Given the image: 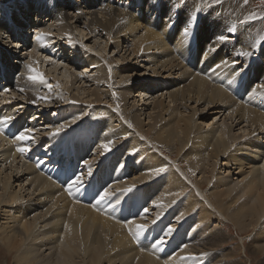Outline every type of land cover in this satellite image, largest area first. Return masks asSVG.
Masks as SVG:
<instances>
[{"label":"rangeland","instance_id":"374dc122","mask_svg":"<svg viewBox=\"0 0 264 264\" xmlns=\"http://www.w3.org/2000/svg\"><path fill=\"white\" fill-rule=\"evenodd\" d=\"M7 1L0 0V50H5L8 54H10L11 61L14 62V64H16L18 58L20 60L22 59L24 64L31 63L33 67L37 68L40 72L45 74L47 83L52 85L51 92H49L46 84L44 85V87L41 85L42 88L40 87L39 89H37V91H35L36 95L39 94L42 96H50V102L45 103L43 101H40L36 104L27 102L26 98L21 95V92H18L16 89L14 90V88H9L8 86H5L4 88L2 86L3 89H10V91L7 92L0 89V103L4 102V105L0 104V119L4 117H9L10 115L11 117L15 118L10 123H20V127L15 128V130L17 131L14 135L7 136L8 138L3 135L2 140L6 141L7 143H13L17 141L15 137L19 134V132L28 129L32 130L30 135L33 138L27 141L23 146L30 149L27 154H23V161L20 155L17 156L15 159H10L11 162L13 160L16 161L13 162L12 165H9L10 161L7 162L8 159L5 160V157L0 154V174L3 176L2 178L4 181L6 179L5 176H10L11 179L9 187H12L16 191L20 190L21 202L22 200H24L23 202H31L37 210H41V207L43 205L46 206L48 204L49 206V199L47 197L43 198L46 195H44L43 193L38 194L33 190V187L31 188V183L28 179L29 177L25 175V169L28 162L33 163L35 165L41 164L42 166H45L48 171L50 170V172L55 170V177L58 178L60 166L63 170L70 171V177H67L66 181L61 179L64 185H67V183L70 182V178L74 179L75 175L83 174L84 185L87 186L89 184V177L93 179L94 177H96L97 174L99 175L104 172V170H108V168L113 167L116 171L118 178L113 176L110 178H104V180L107 179L108 182L103 183V180L99 182V185H101V183L103 184L100 187L94 189V191H97V193H99L102 192L104 189L109 188L108 190L114 193L113 197H115L117 194V192H114V190L116 189L115 186L119 185L120 183L121 185L134 184L136 182L135 180H138L141 176V174L139 173H144L142 170L140 171V165L142 168L143 161L149 163L150 161H152V159L149 160L148 157L155 159V156L157 155L155 149L157 148L158 142L156 143L155 140H153L155 142H148V140L145 139L144 132H149L150 134L151 132L156 131V127L154 125L160 109L155 108L154 105L156 102L159 101L164 102V106H168V104L170 105V103L171 107L180 105L182 107V110L180 109L181 113H188L190 115L193 114V124H195V126H198L195 127V136L199 134H211V132L213 133L216 130L219 131L222 128L226 129L228 134L227 137L230 140L232 139L231 148L230 150H228L227 153H229V151L231 152L233 149L235 151L234 153H236L238 156H243L245 152L249 154H258L260 156L262 155L261 152H264V128L261 129L258 124L249 123L250 121L248 122L239 120L238 117L240 116H238L237 114L238 112H240V109L237 112L235 111L236 113L234 115L233 109L231 108L230 110H228V107L226 108L225 105L223 106V103H215L213 107L209 106L208 104H205L201 100L197 103L194 100V93L191 90L185 92V95L187 93L188 94L187 96H182L180 103H176V100H174V95L177 92H182L183 88H188V86L192 83L191 81L194 80L193 78L196 77L205 79L208 82L212 80L211 85H215L214 87H218L219 89L230 88L233 85V81L227 83L226 80H222V72L219 71L218 73H216L218 70H214V68L209 70L207 73L204 72L203 70H201V68L203 67V61L200 62L197 67V70H193L192 67L189 66L186 61H182V59H180V56L176 53V51H172L174 52V56L170 58L169 63L166 64L167 66H164V63L161 64L160 62L158 63L154 60V57H156L161 52V50H148L145 52H138V48H136V51L135 46L133 44L131 46V42L128 38L116 40L115 42L108 41L107 36L104 34V32L100 31V29L97 28L98 26L100 27V24H102V22L104 24L107 23L108 18L106 17V15L101 13L103 12V10L100 7L97 8L94 6L93 0H71L76 5V7L80 9L78 13L82 16V18L84 17L82 24L74 23V20L72 21L69 19L66 20L63 18H58L54 12L55 9L53 2L50 0H14L15 3L13 5L9 4ZM131 1H128L127 3L125 1L124 2L129 5L133 12H138L143 9L147 10L152 5L158 3L161 5L160 8L162 9V11H160L161 9H158V7H152L151 12L154 13L153 15L156 17L162 16L166 19L174 17V22H178L182 19L186 23L189 16H193L186 12L182 7L180 8L181 10L179 13H175L179 5L178 1L180 0H143L142 7L138 3H135V0ZM208 1L209 5L207 3H205L204 6L201 5L202 8L200 7L197 11L198 13L193 16L197 18L196 24L193 29H189V35H187L188 40H186L185 42L188 44L191 43L192 46H195L196 38L194 37L196 36V34H198L199 36L201 35V38L203 36V39L206 40L205 42L209 44V46L212 48V51H210L209 53L210 56L214 55L213 53H215V51L213 50L223 48L225 53V59L227 60V64H223V68L227 69L230 64V67H232V63L233 61H235V68H239V75L237 76L238 78H244V76H247L246 73L248 71H252V68H254L253 74L256 81L255 90H257L255 91V95H264V87H261V85H264V48L260 47L261 44H264V40H261V37H264V0ZM110 2L113 4L116 2L118 5L124 4L123 0H110ZM87 4L90 6V8L88 7V9L86 7ZM237 4L239 5L237 6ZM212 5H218L220 7L223 5L222 8L226 12H229V14L231 13L234 15H244L236 21V26H233L231 21L229 19L227 20L223 16L224 25L226 29H228V25H231L235 28L228 30L227 34H223L228 37V39L225 41H221L219 39V36H221L222 34L219 33V30L213 26V23L203 26V23L201 22V19L206 15V13H208V11H210L208 10V8H210ZM15 6H17V9ZM13 7H15V9ZM9 8H12V12L14 11V13L9 12L11 11ZM18 8H20L19 12ZM204 8L206 9L204 10ZM119 9L123 10V7H119ZM242 25H250L251 36L255 38L256 36L260 37V43L258 45L259 47L257 46L258 48H253L250 51L252 53V55L250 56L238 55V53L246 52L238 51V45L236 44V41H238L239 34L235 31L241 32L243 29L241 27ZM47 26L49 27V29ZM37 32L49 34L46 35L43 43L36 41L35 34ZM143 32L144 31L140 30L138 32V35L143 34ZM116 42L118 43L115 48ZM111 46H113L114 48ZM171 48L174 47L171 46ZM88 49H91V51H88ZM14 57L18 58H16V60H13ZM175 59H177L178 62ZM90 60L94 61L93 64L89 62ZM106 60L109 61V64L106 63ZM184 66L185 68H183ZM225 69H223L222 71H224ZM187 71L189 72V74L187 73ZM19 74L17 76H19ZM207 75L209 76L207 77ZM218 79L222 81L219 85L214 83V81L216 82ZM16 81L17 77H15L13 82L16 84ZM180 81H182L181 89H179V86H176ZM224 83L226 84L223 87ZM2 84H5V82ZM2 84H0V86ZM156 85L159 88H157ZM126 90L128 95H125V92H123ZM90 91H96L97 94H103L106 97L108 95V97H105L106 99L103 97L101 100H99L96 99L94 95L90 96ZM140 93L143 94V96H140ZM192 93L193 95H190ZM170 95L172 96L171 99L175 103V105H173L174 103L170 101V98H168ZM190 96L193 98L192 100H189L191 98ZM230 96L232 106L237 107L240 104V108H242V110H246L249 108L248 110H252L262 117L264 116V106L261 109L258 106L252 105V103H249V100L247 99L248 96L246 97V100L244 102L243 100L239 99L237 101V97L235 96L234 92H230ZM188 97L189 99H187ZM184 98L187 100V102ZM73 101L75 103H72ZM184 106H187L188 108L184 109ZM192 108L195 110H193ZM228 113L232 114L229 115ZM94 114L97 116H95ZM166 114L167 115L162 117V122L164 120L167 121V119L169 118V114ZM133 117L137 118L138 121L136 120L135 122H138L137 125L143 128V131L131 121L130 118L134 119ZM73 118L75 119V122L77 124L72 122L74 120ZM60 124L68 125L63 132L57 135L58 138H60L61 136H67L74 132L73 136L75 138V143L76 140H87L86 144H88L89 146L87 148L88 155L84 158L83 161L80 162V164L76 161L75 156H72L73 153H59L63 150L65 146L64 141L62 143L60 141V143L57 141V143H59L58 145L52 140L54 138H57V136L48 135V133L51 132L54 127H58V125ZM9 128L14 127L11 126ZM119 130H121V134L123 132L122 130H124L123 133L125 134V137L121 135H115V133L119 132ZM149 130H151V132ZM100 135H103V137L113 136L112 140L116 143V146L118 148H116L117 150H112L111 148V151H115L113 152V155L111 157H115L117 156V154H119L116 159H113L116 161L119 160L121 162L120 164H116L115 161L113 162L112 158L108 159L107 156H105L111 151L105 154L102 148H100L102 142L101 140L97 142V138ZM250 139H252L255 144L261 149L258 150L257 147H254L252 145L253 142L251 143ZM131 141L135 145L134 149L138 150L136 155H138V153L140 154V156H137L139 160L141 159V161L139 162H136L134 160L136 155L130 156L126 154L124 157V155L122 156L120 154L121 150L124 149V146H126V144L129 145ZM244 143H249V147L251 148L246 147L247 149L244 148L245 150H242V147H244ZM193 144L194 143H192V145ZM51 147L56 149L54 150ZM212 147L213 150L210 148L208 149V151L210 150L209 152L206 151V158L202 157L204 154L200 156V152L205 153V151H203V148H200L201 150L196 149V152H194V149L189 150L190 148L188 147L189 149H183L178 159H165L166 161L162 160L163 163H161V167L167 169L166 173L164 174H171L170 177H173L176 181H179L180 184L183 183L182 185L185 190L183 189L177 194V192L174 193L171 189L165 188L164 181L166 182V185L167 182H169V180L167 179L163 181L164 184L161 183V190L160 185H154L153 183V187H150L152 184H149L148 187H142L154 188L157 186L155 189H153V191L150 190V196L157 193V190L162 192L164 191L165 193H167L168 190H171L170 192L172 196H175L176 198L179 197V201L183 200L182 203H184V205H187L189 211L192 208L191 210L195 212H189V217H182L179 222H177L178 220L173 221V219L171 220L173 222H171L170 224L166 222V229L168 227L176 229V232H174L171 236L173 239L165 238L167 241V245L170 242L177 243L174 247L178 248L179 243L181 246V250L184 249L185 252H190H187V256L197 257L196 259H192L196 264L198 263L197 260L200 258V253L203 256H201L202 259L198 260V264H212V261L214 264H223L225 263V261L228 263L237 264L239 260L242 261L241 264H258L259 259L255 256V254L252 253V250L258 251L259 248L257 247L259 245V247L264 248V242L261 241L262 236H260V231L264 226V220H262L264 219V217L261 216L262 219L260 218V222H258L257 226H255L254 228L253 226H250L253 229L248 228L247 231L250 229L248 232H240L239 228L235 225L234 221L237 217L239 218L241 217V215H244V209H248L251 206L255 207L256 205V196H253V198L255 199L252 198V202L250 201L249 204L244 205L249 191L238 190V188H240L239 186L242 185L248 177H252V174L256 172L257 167L258 169H260V165L256 166L255 164H251L253 166L252 168L251 165L244 166L243 164L241 165V167L237 165V163L235 165L234 161H229L226 157L227 155H222L216 159H211L210 161H208V153H210L211 151L215 152L218 148V144L215 143ZM131 150L128 151L130 152ZM101 151L103 152L101 153ZM128 151L126 153H128ZM196 153H199L200 155ZM2 156L4 159L2 158ZM127 157H129V159H127ZM199 157L200 159L203 158V161L199 160ZM194 159L198 163H195L196 161ZM85 160L89 161V165L92 167V170L97 169V171H95L96 174L93 173L92 176L87 175V168L84 165ZM178 161L181 162L180 165L182 167H177ZM200 161L203 163V165ZM105 164H108L109 167L106 166V168H104ZM120 165H123V167H120ZM210 165L215 166L213 168L212 166L209 167ZM255 166L256 169H254ZM118 168L122 169L123 171H119ZM195 169L197 170L194 171ZM121 172L123 176L119 175ZM174 176L178 177L176 178ZM155 177V180L157 181V179H161L163 175L158 177L155 174ZM220 181L227 182H225L224 187L222 189L227 188L228 190H230L232 192V198L236 195L238 201L231 200L232 198L229 199L224 196L219 197L220 201L213 199L214 197H209L213 194V191H216V188H214V186H216L217 182ZM54 182L60 185L61 187L63 186L62 183L57 179H54ZM199 182L204 183V187L201 190H197V193L195 192L196 190L194 191V189L198 188L194 187L197 186L196 183ZM91 186L92 184L89 185L87 192L91 190ZM174 186L177 187L179 185L175 184ZM212 186L214 189L212 188ZM138 187L139 186L137 184L134 185L133 191H136L135 189H138ZM1 190L2 189L0 187V194H2ZM142 190L146 191L147 189L143 188ZM32 191L34 192L31 193ZM140 193L138 192L137 194L133 195V206L135 212L139 207H141L140 202L143 197ZM150 196L146 197L145 200L147 201ZM205 197H208L210 199L207 198L206 200ZM184 198L187 200H185ZM189 198L190 201H188ZM191 198H194L195 201L192 200L191 202ZM127 200L128 198H126V201ZM186 201L187 203H185ZM189 203H191V208H189ZM195 203L198 206L195 205ZM4 205V207L3 205L0 206V214H3V212L5 211L13 212V208H11V205V207L9 205V207H7L6 204ZM217 205H220L221 208ZM201 206L203 207V210L201 209ZM242 207L245 208H243L242 210ZM206 208L210 210L208 211V215L210 214V216L209 218L207 217V219L210 221L207 222V220H205L206 218H204V220L200 221L201 223H199V220L197 221V219L195 220V218H198L201 213L205 212L207 214ZM226 208L228 210H225ZM220 210L222 212L221 214ZM150 212H153L152 208H150L149 213ZM127 213L129 217L126 216V218L122 220H127L131 218L130 213L126 212L125 214ZM36 214L39 213L33 211L29 212L30 217H34ZM2 218L3 217H1L0 222H2ZM172 218H174V215ZM250 218L247 215L245 218H241L242 220H240L242 224H248L250 222ZM146 220L144 222L148 221ZM195 223H197L198 226H196L197 224ZM204 223H206L207 225H205ZM216 231H219L224 237L223 243L218 245L214 241L211 243H204L201 241H204V239L209 238L210 235H212ZM176 234L180 238H178ZM226 234H228V236ZM195 236V244L193 243L189 245V242H187V240H191L193 237L195 238ZM255 240L258 242H256ZM185 245H187V247H185ZM229 249L230 252L234 255V257L231 260H221V258L219 257L221 253L222 255L223 253L227 254ZM260 253L263 254L264 252L261 250ZM0 264H15V258L13 257V254H7L6 249L2 244H0Z\"/></svg>","mask_w":264,"mask_h":264},{"label":"bare ground","instance_id":"6f19581e","mask_svg":"<svg viewBox=\"0 0 264 264\" xmlns=\"http://www.w3.org/2000/svg\"><path fill=\"white\" fill-rule=\"evenodd\" d=\"M50 1L53 2L54 9H55V10L54 9L53 10L55 12V15L58 18H63L66 20L69 19L72 21L74 20V23H81L82 24L84 17L82 18V16L78 13V11L80 9H78L76 7V5L73 3V1H71V0H50ZM93 1H94V6L97 8L100 7L103 10V12H101V13L106 15V17L108 18L107 23L104 24L102 22V24H100V27L99 26L97 27L100 29V31L104 32V34L107 36L108 41L115 42L116 40H122L124 38H126V39L128 38L129 41L131 42V46H132V44L135 46L136 51H137L136 48H138V52H141V46H143V52L148 51V50H156V51L161 50V52L156 57H154V60L157 61L158 63L160 62L161 64L164 63V66L167 63H169L170 58L172 56H174L173 55L174 52H172V51H176V53L180 56V59H182V61L183 60L186 61L188 63V65L192 67L193 70H197L198 65L200 64L201 61H203V67L201 68V70H203L204 72L207 73L209 70L214 68V70H218L216 73H218L219 71L222 72V74L220 73L222 76V80H226L227 83H230V81H233V85L230 88H227V89H225V88L221 89L220 88L219 89L218 87H214L215 85L214 86L211 85L212 80L210 82H208L207 80L202 79L200 77H196L197 79L193 78L194 80L191 81L192 83H191V85H189L190 87L188 86V88H185V89L183 88L182 92H177L175 95L173 94L174 100H176V103L177 102L180 103L182 96L183 95L187 96V94H188L187 93L185 95V92H187L188 90H191L194 93V97H195L194 100L197 103L201 100L205 104H208L209 106H212V107L214 106L215 103H221V104L223 103V106L225 105L226 108L228 107V110H230L231 108L233 109L234 115L240 109V112H238V114H237L238 116H240V117H238L239 120L248 121V122L250 121L249 123H256L261 127V129L264 128V116L262 117L259 114H257L256 112H254L252 110H248L249 108L246 110L245 109L242 110V108H240V106H241L240 104L237 107H234L231 105L232 101L230 99V97H231L230 92L231 93L234 92L235 96L237 97V101L239 99V100H243V102H244L246 100V97L248 96L247 99L249 100V103L250 102L252 103V105L258 106L261 109L264 106V95H262V96L255 95V91H257V90H255V82L256 81H255V77L253 74L254 68H252V71H248L246 73L247 76H244V78H242V79L238 78L237 77L239 75L238 74L239 73L238 67H236L234 70L233 67H230L231 66V64H230V66L227 69L223 68V66H224L223 64H225V63H223V61L226 60L224 49L222 48V49H218V50H213V51H215V53H213L214 54L213 56L212 55L210 56L209 53H210V51H212V48L209 46V44H207L205 42L206 40L203 39V36L201 38L200 37L201 35L199 36L198 34H196L197 37L196 36L194 37V38H196V45L192 46V52L190 54L189 44L185 42L186 40H188V36L184 35V33L181 31L182 27L185 25V21L181 19L178 22H174L173 21L174 17L166 19L165 17H162V16L161 17L154 16L153 15L154 13L151 12V8L152 7L153 8L158 7V9H161L160 8L161 5L158 3L152 5L147 10L143 9V10H140L138 12H133V10H131L129 5L126 4L128 1H131V0H123V2L124 1L126 2V3L124 2L123 5H121V4L118 5L116 2L113 4L110 2V0L109 1H107V0H93ZM163 1H160V2H163ZM7 2L11 5H13L15 3L14 0L13 1L8 0ZM178 2H179V5H178V8H177L175 13H179L181 10L180 8L182 7L186 12H188L190 15H193V16H195V14L198 13L197 11L201 7V5L204 6L205 3H207L209 5L208 0H180ZM135 3H138L141 7L143 6V0H135ZM228 3H230V2H228ZM20 4H18V5H20ZM87 5H86L87 9H88V7L90 8V6L89 5L87 6ZM238 5L239 4H237V6ZM222 6L220 7L218 5H212L210 8H208V10H210V11H208V13H206V15L201 19V22L203 23V26H206L210 23H213V26L219 30V33H221L223 35V34H227L228 30L235 29L231 25H228V29H226V27L224 25L223 16L227 20L229 19L231 21V23L233 24V26H236V21L239 20V18H241L244 15L243 14L234 15L231 13L229 14V12H226L222 8ZM15 7L17 9V6H15ZM15 7H13V8L15 9ZM119 7H123V10L119 9ZM19 9L20 8H18V12H19ZM205 9L206 8H204V10ZM10 10L11 11H9V12L14 13V11L12 12V8ZM160 11H162V9ZM227 11H229V10H227ZM241 27L243 28L241 32L235 31L239 34L238 41H236V44L238 45L237 49H239L238 51H242V52H245V51L250 52L253 48H256L259 45L260 37L256 36V38H255V37L251 36V33H250L251 26L250 25H244V26L242 25ZM48 29H49V27H48ZM50 29H51V27H50ZM140 30L144 31V32H143V34L138 35V32ZM117 43L118 42L115 43V48H116ZM206 45L208 46V50L206 52H203V55L201 56V52ZM253 45H255V47H253ZM171 46L174 48H171ZM111 47H113V46H111ZM170 48H171V50H170ZM16 58H18V57H14L13 60H16ZM17 60L18 61L16 62V64H14V62L11 61V55L8 54L5 50H3V51L0 50V84L5 82V84H2L0 86V89L3 90V87L5 88V86H8L9 88L10 87L14 88V90L16 89L18 92H20L19 88L23 87V88H25V91L23 93L21 92V95L26 98L27 102H31L37 98L35 91H37V89H39L41 87V85L44 87L45 84H42L38 81L33 82V81L28 80L27 79L28 69L26 67L27 64H24L22 59L20 60L18 58ZM151 60H153V59H151ZM175 60L177 61V59H175ZM89 62L93 64L94 61L90 60ZM217 62H220L219 68L214 67V65ZM106 63L109 64V61L106 60ZM171 65H170V67H171ZM173 66H172V68H173ZM161 67H162V65H161ZM183 68H185V66ZM158 69H160V68H158ZM168 69H170V68H168ZM223 69H225V70L222 71ZM188 71H187V73L189 74L190 71L189 72ZM18 74H19V76H17ZM208 76L209 75H207V77ZM15 77H17V81H16L17 83L16 84L13 82ZM144 77H145V75H144ZM190 78H192V77H190ZM182 81H180L181 83L179 82L176 85V86H179V89L182 88ZM221 82L222 81L220 79H218L216 82L214 81V83L218 84V85L221 84ZM225 84L226 83H224L223 87L225 86ZM110 86H111V83H110ZM146 87H147V85H146ZM108 88H109V86H108ZM157 88H159V87L157 86ZM122 90H125V89H122ZM123 92H125L124 93L125 95H128L127 90L123 91ZM193 93L190 95H193ZM89 95L90 96L94 95L96 97V99H99V100H101L103 97L104 98L106 97L103 94L102 95L97 94L96 91L95 92L90 91ZM140 96H143V94L140 93ZM107 97H108V95H107ZM171 97L172 96L170 95L168 98L171 99ZM187 99H189V97ZM192 99L193 98L191 97L189 100H192ZM55 100H57V99H55ZM170 101H172V99ZM186 102H187V100H186ZM3 103H0V104H3ZM249 103H248V105H249ZM170 105H171V103H170ZM170 105L168 104V106H164V102H161V101L155 103L154 107L157 109H160L159 114H158L156 121H155V125H154L156 127V131L154 130L155 132H151V130H149L151 133L149 134V132H144V135H145V139H147L148 142L149 141H152V142L156 141V143L158 142L159 145L157 144V148L156 147H155L156 149L154 148L156 150L157 155L155 156V159L148 157L149 160L152 159V161H150L149 163H147L146 161H143V167L141 168V165H140V171L142 170L144 173H141V172L139 173V174H141V176H140V178L138 177L139 178L138 180H135L136 182L134 184H130V185H123L122 184L121 185V183H120L119 185L115 186L116 189L114 190V192H117V194L115 197L111 198V202L115 203V199L117 197H119V199H120V204L118 206H116L115 208H108L107 207L108 201L101 203L96 208L93 207V205L95 204L94 197L98 198L97 191H94V189L100 187L104 182H108V180L107 179L104 180V178H110L112 176L118 178L116 171L113 167L108 168V170H104V172L99 174L100 176L97 174L96 177H94L93 179H91V177H89V180H88L89 184L87 186L84 185V189H86V191L84 189L77 191L76 188L74 187L73 192L75 194L70 196L66 190L67 185H64L62 183L61 178H60L61 173H64V175L66 176V179H65V181H66L67 177H70V171H65L60 166V170H59V174H58L59 178H58V177H55V174H56L55 170L50 172V170L48 171L46 169V167L42 166L41 164L35 165L33 163H30V162H28V164L26 163L27 165H26V169H25V175H27V177H29L28 179L31 183V188L33 187L34 188L33 190L38 194L43 193L44 195H46L43 198L47 197L49 199V206H48V204L46 206L41 205L42 206L41 210L35 209V206H33V203H31V202H26V201L23 202L24 200H22V202H21L20 190L16 191L12 187H9V183H10V179H11L10 176H8L9 178L5 176L6 179L4 181L2 178L3 176L0 174V187L2 189L1 190L2 194H4V195L0 194V206L3 205V207H4L5 206L4 204H6L7 207H9L11 205L12 207L11 206L10 207L13 208L12 209L13 212L12 211L11 212L5 211V212H3V214L2 213L0 214V219H1V217H3L2 222H0V242H1L0 244H2L5 247L7 254H11V253L13 254V257L15 258V264H193L194 261L192 259H188V260H182L181 259V257L187 256L188 255L187 252H189V251L185 252L184 249L181 250L180 249L181 246L179 243H178V248L174 247L177 243H171V242L168 243V245L166 244L167 243L166 242L164 245H162L160 247H156V248L152 247V245L155 243L156 239L163 236L164 232L167 230L166 229L167 223L170 224L171 222L176 221V220H178L177 222H179V220L182 217H185V216L189 217L188 213L189 212L192 213L193 211L191 210L192 209L191 208L192 206H190L191 203H189V208H191L189 211L187 205H184V203H182L183 200H180L181 201L180 202L179 197L176 198L175 196L171 195V192H170L171 190L174 193L177 192V194L181 190H183L184 189L183 185H182L183 183L180 184L179 181H176L173 177H170L171 174H168V175L162 174L163 177L161 179H157V181H156L155 180L156 177L154 174L155 172L154 171L150 172L149 169H155L157 167H161L162 166L161 163H163V161H166L165 159H167V160L178 159V157L181 155V152L183 151V149H186V148L187 149L190 148L189 150L194 149V152H196V149L199 150L200 148H203L204 149L203 151H205V153L200 152L201 155L199 153H196V154H199L200 156H202V154H204L202 157L206 158L207 157V156H205L206 151H208V149H210V148L212 149L213 148L212 146L215 143L218 144V148L216 149L215 152L211 151L210 153H208V156H209L208 161H210L211 159H216L222 155H227L226 156L227 159L231 162L234 161L235 165H236V163L239 166H241L243 164H244V166H246V165L248 166L251 164H253V165L255 164L256 166L260 165L259 166L260 169H258V167H257V170H256V172H254L252 174V177H248L247 178L248 180L246 179V181L242 185L239 186L240 188H238V190H243V191L248 190L249 191L247 194V198L244 202V205L249 204V202L252 200L253 196L254 197L256 196L255 197L257 199L256 205H255V207L251 206L248 209H244V211H243L244 215H241V217H239V218L237 217L236 219L234 218L235 219V221H234L235 225L239 228L240 232H248L250 229L248 231H247V229L252 228L250 226H253V228L255 226H257L258 222H260L261 216L264 217V152L263 153L261 152L262 155H260V156L258 154H249L247 152H245V154H243V156H238L236 153H234L235 151L233 149L231 152L229 151V153H227L228 150H230V148H231V140L232 139L230 140L227 137L228 134H227L226 129L222 128L219 131L216 130L213 133L211 132V134H204V135L199 134V135L195 136V133H196L195 127H198V126L197 125L195 126V124H193L194 123L193 122V114L190 115L188 113H183V112L181 113L182 107L180 105L172 106V107ZM173 105H175V103ZM181 105H182V103H181ZM243 105H242V107H243ZM183 108L185 109L188 107L184 106ZM189 108H190V106H189ZM234 109H236V110H234ZM193 110H195V109H193ZM193 110H192V112H193ZM0 113H1V111H0ZM166 113L169 114L168 115L169 118L167 119V121L164 120L162 122V120H163L162 117L167 115ZM231 114L232 113H230L229 115H231ZM95 116H97V115H95ZM76 118H78V117H76ZM133 118L134 119L130 118L131 121L134 124H136V126L139 129L142 130L143 128H141L140 126L137 125L138 122L137 123L135 122L137 120V118L136 117H133ZM111 122H112V120H111ZM75 124H77V123L75 122ZM11 126L14 127V129L19 128L20 123H14V124L10 123L4 127L3 133H0V154L5 157V160L8 159L7 162H9L10 159L11 160H12V158L15 159L17 156H20V155H21V159H22L24 156H23V154L19 153L17 151V149L19 147H23L25 145V143L27 142V141H18V142L16 141L13 143H7L6 141L2 140L3 135L5 137L8 136V133H9L8 129ZM120 131L121 130H119V132H116L115 135L116 136L121 135V136L125 137V134L123 133L124 130H122L123 131L122 134ZM73 133L74 132H72L71 134H69L67 136H61L60 138H58V136H57V138H54L52 140H53V142H56V144H58V145L60 142L62 143L64 141L65 146H64L63 150L60 151L59 153H61V154L73 153L72 156H75L76 161L80 164V162L83 161L85 157H87V155H88V153H87L88 149L87 148L89 146H88V144H86V142H87L86 139L85 140H76V143H75V138L73 136L74 135ZM125 133H126V131H125ZM109 135H111V134H109ZM9 136H12V135H9ZM112 137L113 136L103 137V135H100L97 138V142H99L100 140L102 143H107L108 141H112V150H114L118 147L116 146V143L113 142ZM118 138H120V137H118ZM252 139H250L251 143L253 142L252 145L254 147H257L258 150L261 149L255 144V142ZM153 140H155V141H153ZM57 141L58 142L60 141V142L57 143ZM192 143H194V144L192 145ZM243 146H244V147H242L243 149L242 148L241 149L245 150L250 146V144L244 143ZM47 148H49V147H47ZM134 148H135V145L131 141V143H129V145L126 144V146H124V149L121 150L120 154L122 156L124 155V157H125L126 154L129 155L128 150H131ZM249 148H251V147H249ZM52 149H54V148H52ZM103 151H101V153ZM127 151H128V153H126ZM262 151H263V149H262ZM113 152H115V151H111L110 153H108L105 156H107L108 159L109 158L116 159L119 154H117V156H115V157H111L113 155ZM199 155H197V156H199ZM3 156H2V158H3ZM137 156H140V154L138 153V155H136L134 160L136 162L141 161V159L139 160V158ZM62 157H64V156H62ZM114 159H113V162L115 161L116 164L121 163L119 160L116 161ZM124 159H126V158H124ZM127 159H129V157H127ZM199 160L203 161V158L200 159V157H199ZM15 161L16 160H13L12 162L10 161L9 165L10 164L12 165V163ZM22 161H23V159H22ZM195 163H198V162L196 161ZM180 164H181V162L178 161L177 167L181 166ZM201 164L203 165L202 162H201ZM106 166H108V164H105L104 168H106ZM211 166L212 165H210L209 167H211ZM214 166H212V167L214 168ZM256 166L254 167V169H256ZM251 167L253 168L252 165H251ZM120 170H122V169H119V171ZM196 170L197 169H195L194 171H196ZM95 171H97V169H95V170L93 169V173H95ZM119 175L123 176L122 172ZM174 177L177 178L178 176H174ZM54 179L59 180L63 186L61 187L60 185L55 183ZM166 179L169 180V182H167V185H166V182L164 181ZM101 181H103V183H101V185H99V182H101ZM163 181L165 183V188H168L171 190L170 191L168 190V192L165 190L167 193H165L164 191L162 192V191L157 190V193H155V194L152 193L153 195L150 196L151 191H153V189H155L157 186L154 188H150V187H153V184L154 185L155 184L160 185V190H161V183H163ZM181 181H183V180H181ZM226 181H228V180H226ZM226 181L217 182L216 186H214V188H216V191L215 192L213 191V194L209 197H214L213 199L219 200V201H220L219 197H223V196L231 199L232 198V196H231L232 192L230 190H228L227 188H225L226 190L222 189L224 187V184ZM90 184H92V186H91L92 188L89 192H87ZM136 184L139 186L138 189H135L136 191H133V190L130 192H124L123 191V190L128 189V188H134L133 186ZM149 184H152V185L149 188H145V187H148ZM175 184H178L179 186L176 187V186H174ZM196 184H197V186H195V185H194L195 187L193 186L194 188H198V189H194V191L196 190L195 192H197V190H201L204 187V183H202V182H199ZM142 186H145V187H142ZM187 187H189V186H187ZM31 188H30V191H31ZM143 188L147 189V190L144 191V190H142ZM212 188H213V186H212ZM220 189H222V190H220ZM34 191H32L31 193H33ZM194 191H192V192H194ZM138 192L139 193L141 192L140 194L142 195L143 199L140 202L141 207H139L137 209V211L135 212V209L133 206V200H134L133 195L137 194ZM148 196H150V198L146 201L145 198ZM126 198H128L127 201H126ZM194 198L193 199L191 198V202H192V200H194ZM205 198L207 200L208 197H205ZM255 198H253V199H255ZM208 199H210V198H208ZM237 199L238 198H236V195H235V196H233V198L231 200L238 201ZM185 200H187V199H185ZM83 201H84V203H83ZM188 201H190V198L188 199ZM185 203H187V201ZM197 203H198V201H197ZM210 204H212V203H210ZM154 205H162V206H154ZM195 205H197V204L195 203ZM217 206H220V205H217ZM143 207H147L149 210H150V208H152L153 212H150L147 216L141 215L140 212H141V209ZM195 208H194V210H195ZM202 208L203 207L201 206V209ZM220 208H221V206H220ZM243 208H245V207H242V210H243ZM221 210H220V214L222 213ZM225 210H228V209L226 208ZM31 211L38 212L39 214H36L34 217H30L29 212H31ZM40 211H41V213H40ZM208 211H210V210L209 209L206 210L207 214L205 212L201 213V215L198 218H195V220L197 219V221L199 220L198 222L201 223L200 221H202V220H204V218H206L205 220H207V222H209L210 220L207 219V217L209 218V216H210V214L208 215ZM126 212L130 213L131 218L127 219V220H122V219H125L126 216L129 217L128 213L125 214ZM241 212H239V213H241ZM193 213H195V212H193ZM196 213H197V211H196ZM245 213L249 216V218L250 217L251 218H250V222L248 224L244 223L245 224L244 225L241 222V220H242L241 218H245L247 216ZM158 215H159L160 219L157 220ZM173 215H174L175 220H174V218H172ZM46 216H48V217H46ZM228 216H229V214H228ZM188 217H186V218H188ZM172 219H173V221H171ZM145 220L147 222H144ZM153 220H157V222L155 224H153L152 223ZM262 220H264V219H262ZM132 221H134L135 223H130ZM194 222H196V221H194ZM197 223H195V224H197ZM137 224L148 225L147 232L145 233L144 236H141L139 238V240L134 239L132 236V233L129 231V228L131 227L132 231L134 232L135 231V225H137ZM204 224L207 225L206 223H204ZM196 226H198V224ZM174 232H176V229ZM173 233H172V235H173ZM191 233H192V230H191ZM260 234L259 235L262 236L261 241L264 242V226L262 227ZM226 235L228 236V234H226ZM171 236H168L166 238L167 239L172 238ZM176 236H177V234H176ZM229 236H231V235H229ZM178 238H180V237H178ZM200 238H199V240H200ZM195 239H196V236H195V238L193 237L191 240H187V242H189V245H191L195 242ZM258 239H259V237H258ZM201 241L204 243L205 242L211 243L214 241L216 244L219 245V244L224 242V237L221 235V233L219 231H216L215 233L210 235L209 238L204 239V241L203 240H201ZM256 242H258V241H256ZM201 246H203V245H201ZM259 246L257 247V248H259V250L258 251L252 250V253L255 254V256L259 259L258 264H264V255H263L264 253L263 254H261L262 252L260 253V251L264 250V248H261ZM204 249H206V248H204ZM199 255H200V258L198 260L202 259L201 256H203V255H201V253ZM252 256H254V255H252ZM219 257L221 258V260H231L234 257V255L230 252V249H229L227 254L223 253V255H222V253H221V255ZM198 260H197V262L199 263ZM241 262L242 261L239 260V262L237 264H241ZM194 264H196V263L194 262ZM212 264H214L213 261H212ZM223 264H234V263H228L225 261V263H223Z\"/></svg>","mask_w":264,"mask_h":264},{"label":"snow or ice","instance_id":"6c2138e0","mask_svg":"<svg viewBox=\"0 0 264 264\" xmlns=\"http://www.w3.org/2000/svg\"><path fill=\"white\" fill-rule=\"evenodd\" d=\"M196 17L193 16H189L188 20L186 21L185 25L182 27L181 31L184 33V35H189V29L190 28H194L195 24H196ZM174 26V25H173ZM46 35L49 34H45L43 32H37L35 34V39L38 42L43 43V41L45 40ZM219 39L221 41H225L228 39L227 36L225 35H221L219 36ZM261 40H264V37H261ZM253 47H255V45H253ZM261 48H264V44L260 45ZM208 50V46L206 45L204 47V49L201 52V56L203 55V52H206ZM88 51H91V49H88ZM141 52H143V46H141ZM189 52L191 54L192 52V44H189ZM238 55H245V56H250L252 55L251 52H245V53H238ZM223 63L227 64V60H224ZM235 65L236 62L233 61L232 63V67L235 70ZM27 69H28V77L27 79L33 82H40L42 84H46L48 87L49 92L52 91V85L47 83V79L44 73L40 72L37 68L33 67L31 63L26 65ZM214 67L219 68L220 67V62H217ZM261 87H264V85H261ZM3 91L7 92L10 91V89H3ZM20 92H24L25 88L21 87L19 88ZM57 98H62V97H57ZM51 97L50 96H42L37 94V98L33 101H31V103L36 104L40 101H43L45 103L50 102ZM72 103H75L74 101ZM14 118L9 116V117H4L2 119H0V133H3L4 131V127L10 123ZM73 123H75V119L72 121ZM67 127L66 124H60L58 127H54L53 130L51 132L48 133L49 136H57L59 135L61 132H63L65 130V128ZM130 127V125H129ZM32 132L31 129L25 130V131H21L19 132L18 135H16L15 139L17 141H29L31 140L33 137L30 135V133ZM100 147L104 150V153L107 154L108 152L111 151L112 148V141H108L107 143H102L100 145ZM17 151L21 154L27 153L28 151H30L29 148L27 147H19L17 149ZM136 149L131 150L128 154L130 156H135L137 154ZM84 165L87 168V175L88 176H92L93 175V170L92 167L89 165V161L85 160L84 161ZM120 167H123V165H120ZM149 171H154L156 176H161L162 174L166 173L167 169H165L164 167H157L155 169H149ZM76 188L77 191H80L81 189H84V180H83V174L80 175H75L74 179L70 178V182L67 183L66 186V190L68 192V194L70 196L74 195L75 193L73 192V188ZM134 187V186H133ZM86 191V189H84ZM133 188H128L123 190L124 192H130L132 191ZM114 193L108 189H104L102 192L97 193L98 198H95V204L93 205L94 208L98 207L101 203L108 201L107 207L108 208H115L116 206H118L120 204V199L119 197H117L115 199V203L111 202V198L113 197ZM154 206H162V205H154ZM141 215L146 216L147 214H149V209L147 207H144L142 209V212L140 213ZM160 219L159 215L157 216V220ZM157 220H153L152 223L155 224L157 222ZM130 223H135L134 221L130 222ZM27 230V229H26ZM148 230V225L146 224H137L135 225V231L133 232L131 227L129 228V231L132 233V236L134 239L139 240V238L141 236H144L145 233ZM175 231V229H173L172 227H168L167 230L164 232L163 236H161L160 238L156 239L155 243L152 245V247L156 248V247H160L162 245H164L167 241H166V237L171 236L172 233ZM185 247H187V245H185ZM264 251V250H262ZM182 260H188V259H196L195 256H185V257H181Z\"/></svg>","mask_w":264,"mask_h":264}]
</instances>
